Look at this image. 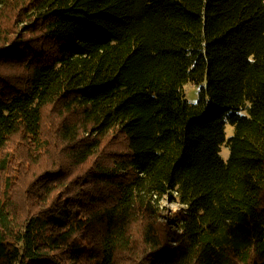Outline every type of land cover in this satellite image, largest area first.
Here are the masks:
<instances>
[{"label": "trees", "instance_id": "16d2710c", "mask_svg": "<svg viewBox=\"0 0 264 264\" xmlns=\"http://www.w3.org/2000/svg\"><path fill=\"white\" fill-rule=\"evenodd\" d=\"M0 264H264V0H0Z\"/></svg>", "mask_w": 264, "mask_h": 264}, {"label": "rangeland", "instance_id": "374dc122", "mask_svg": "<svg viewBox=\"0 0 264 264\" xmlns=\"http://www.w3.org/2000/svg\"><path fill=\"white\" fill-rule=\"evenodd\" d=\"M183 92L186 98L190 103H196L198 99V87L195 86L193 83L188 82L187 85L183 87ZM233 134V127L230 126L229 124L226 125L225 128V135L227 139L231 138V135ZM221 156L223 157L224 160H226L229 156V151L225 148V146L221 147ZM164 207L167 209L175 210L176 205H171L169 202H163Z\"/></svg>", "mask_w": 264, "mask_h": 264}]
</instances>
